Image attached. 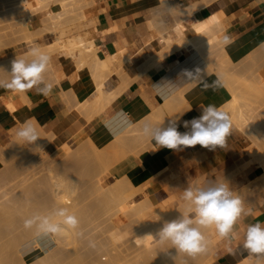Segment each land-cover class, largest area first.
Returning <instances> with one entry per match:
<instances>
[{"label":"rangeland","instance_id":"obj_1","mask_svg":"<svg viewBox=\"0 0 264 264\" xmlns=\"http://www.w3.org/2000/svg\"><path fill=\"white\" fill-rule=\"evenodd\" d=\"M58 1L59 0H0V79L4 80L5 76H7V80L10 79V76L7 74V72L11 71V62L16 57H26L28 59H31V57L29 56V52L33 47H39L40 50L45 53L46 51L45 49L43 51L42 47H44L45 44L53 40V35L46 34V33H39V32L23 33L25 31L20 32L19 30L21 29H19V26H18L19 25L18 19H20L19 18L20 14L28 12V11L34 12V14H37V15H33V13H31L29 14L30 15L29 19L30 21H32L34 25L39 26L40 19L44 15H47L49 13H54L55 12L54 10L58 12L57 9L59 8L56 9V5ZM81 1L82 2L84 1V2L82 3ZM78 2L80 4L82 3L81 6L83 8L81 7V9H77L75 13L73 12L75 15H72L74 16L73 18L71 17L72 20L70 19L69 14H63V17H61L62 20L63 18H65V16L66 17L69 16L68 18L70 20L68 18L67 19L69 21L65 19L67 23L64 20L65 24L57 28V36L61 38L63 41H67L69 38L68 43L69 41H73V40L74 42H76L78 37L81 38V40L79 38V41L85 42L86 38H87V41L89 40L92 41L93 37L97 36V33L94 32L95 22L93 19L88 18V15L86 14V9L91 4H93V1L78 0ZM61 10L62 9H60L59 11ZM63 10L61 12H63ZM147 12L149 16L151 17L149 10ZM160 19L162 20L165 26L168 27L170 25V22L166 20L168 19V14L166 12L165 13L162 12L160 16H158L156 19L154 20L152 19V23L153 24L155 23L153 26L155 28L156 38L148 40L146 36L145 41L147 42L148 45H151L152 43H156L155 46L156 47L158 46V47L157 48L155 47L156 51L154 52H150V53L145 52L142 54L141 59L144 61L143 65L145 64L150 65L154 62H156V65L161 64L165 56L175 52V51H171L174 48L173 41L172 43H170L171 41L169 43L166 41L163 42V39H162L163 34L160 32L162 28L161 24L163 23H160L159 21ZM149 22L150 21L148 20L147 21L148 26L150 25ZM83 35L85 36V38H83L84 37ZM74 37H77V38H74ZM94 47H95L94 49L95 51L98 50L96 49L97 48L96 45ZM59 56H60V52H54L53 54L50 55L51 57L50 63L52 65L53 72L55 70V66H56L55 64H57ZM230 59L231 60L229 62L227 61L228 63L224 61V63H226L225 64L226 67L222 66L224 67L223 69L225 68L228 69V71L223 70V69L222 71L223 72L227 71L225 75L227 77L228 76L230 77V78L229 77L227 78L228 80L230 79L229 83L226 82L227 79H226V76L223 75L224 73L221 74V71H220V74H221L220 75L218 72V74L222 78L223 76L225 77V81L223 82H224V86L227 88L229 92L230 97L234 94L235 95L234 98L238 97V99H236L238 101V102L236 101L237 103H240L241 105L247 103V105L250 104L252 108H256V110L259 109L262 111L264 109V106H263L264 104H262L263 107L259 108V106H261L260 103L264 102V44H262L257 50H254L253 52L241 57L240 59H233L231 57ZM88 65H85V67L86 66L88 67ZM125 70L128 71L127 68ZM90 73L94 76L92 78V84H93L95 82H98L100 79H104L107 81L108 75L111 74L112 72L110 70L107 71L103 69H100V70L96 69V70L90 71ZM49 74H51L52 76L51 67L49 69L47 67V70L44 74L45 81L50 83V79L52 78H50ZM116 74L120 76V71L116 72ZM219 75H217L218 78H220ZM120 78L125 81L127 80L126 78H123V77H120ZM212 81L209 85L212 84ZM225 83H227L226 85L229 87H227ZM103 84H105L104 81L102 85ZM101 87L102 86H100V88ZM200 87L202 88V86ZM120 88H121V85L118 89L110 90V91L117 93L120 91ZM204 89L205 88H202L201 91L199 89V91L202 93ZM230 90L232 91V94H230L231 93ZM238 91L241 92V95L240 93L237 94ZM91 95L94 96V93H92ZM238 95L241 96V98ZM74 108L78 113L85 114L87 115V117H91L97 112H100L102 110L101 109L102 106L100 105V103L94 102L93 100L91 101L84 100L81 103L77 104ZM227 109L229 108L227 107ZM227 111L228 110H226V113H228L230 116V112L229 111L227 112ZM154 117L156 116L155 115L152 116L151 120H149V122H146L144 124H142V122L134 126L131 124H128L129 125L128 127L131 129V131L125 132V130L123 129V131H121L120 134L116 136L114 141L108 144L109 148L107 147V145L106 147L101 148L102 146L99 143V146H96L95 148V149L98 148L96 151L95 149H93L94 151H92V147L90 149L91 151L89 149L87 150L86 148H84L83 150L84 154L80 152L82 151L80 150V148L83 149L81 144L84 141L87 142L88 137L82 132L80 128L75 130L72 134H70L69 137H72L70 138V140H66L67 138L64 136L62 137V139H58V141L56 140L54 142L53 135H49V137L51 136L50 137L51 139L49 138L48 143H46L45 145L46 147L40 154H38L39 152L37 151L36 143L31 144L29 146H21L20 144H18L16 132L10 130L9 131L10 138L8 137L6 139V141L9 142V145H8L9 147L7 145L6 146L3 145L0 147V209H1L0 216L2 217V218L0 217V219L2 220L1 221L2 224L5 223L3 224L4 228L3 226H1L3 230H1L2 234L0 233L1 234L0 236H3L4 238L2 239L0 237V264H50V263L51 264H76V263L77 264H100V263L107 264L108 260L110 264L111 262H113V257L116 255L119 256L120 255L119 253H121L122 258L123 257H126V258H124L121 261V259H115V258H121V256L119 257L116 256L114 258V261L115 262L117 260L121 261L120 263L117 261L116 262L117 264L118 263L119 264H122V263L150 264L151 259H152V262L154 261V259L156 261V258H155L156 248L154 247H158L157 245H160V244H155L156 242H158L157 241L158 238L157 237L155 238L156 235L154 237H150V239H140V241H136V238L141 236L142 233L145 232L146 228H149L151 227V225H153L151 224V223H154L152 222V218L156 219L157 216L158 217L161 216L162 218H164L165 214L167 215L169 214L167 213V211L165 212L166 209L168 210V212L170 211V214H171L172 209L179 207L180 203H185V202H181L175 197L174 199L175 201L172 202L173 206H166L164 204H160L159 200L158 201L156 200L155 206L159 205L158 206L159 208L160 206L161 208L163 207L165 209V210L163 209L164 212L158 209L155 210L156 208L154 206L150 209H145V211L143 212L137 213L136 211H138V208L141 204V203L139 204L138 202L143 201V198L147 196L148 198L153 197L152 195L150 196L145 190L147 184H144L139 187H135L133 184H131L132 188H128L131 186L127 187V185H130V180L127 176H125L126 177L125 178L124 174L122 173L115 175L110 172L111 167H113L117 162H119L128 153L137 154L138 152H140L146 147V144L148 146H151L153 149L156 148L155 144L151 145L149 143L150 137L142 133V128L145 126V124L152 125V126L161 125V127L164 128L166 126L165 123H167L168 120L166 117L165 118L166 122H164V117H160L159 119L158 117L157 119ZM231 125H232L231 132L238 134L239 139H240V145H241V150L237 154V159H236L237 164L234 165V170L232 174V175H236V174H239L238 172L243 170L242 167H244L245 163H247V161L251 159V156L248 154V150L249 148L251 149L252 142L249 139H247L243 134H241L233 124ZM20 127L21 126H19V128ZM76 131H78V134H75ZM123 137L127 140L128 138H131L132 140L135 141L133 144H131L132 145L131 146L132 148L130 147L131 149L127 147L121 150L117 147L118 146L116 145L117 141H119L120 139L122 140ZM53 142L55 145L52 144ZM114 145L117 147V149L116 147H114ZM88 151L91 153H89ZM92 152L94 153L97 152V153L92 154ZM94 155L96 156L97 159L93 158L95 157ZM97 155H100V157ZM26 156L27 158H25ZM98 158H101V160ZM49 162L53 166L52 167L50 165L52 168L51 173L49 170H46ZM101 162H103V164ZM43 164H46L47 167H45V165L43 166ZM252 165H257V164L253 163ZM53 173L57 177H59L60 175L63 176L62 179L65 178L66 182L73 184L72 186L74 188V191L73 192L71 191L70 192L71 194L69 193V195L63 201L62 200L60 201L63 203L54 204L55 203L54 197L50 195L51 194L50 184L52 181L51 177L52 175L54 176ZM122 176L123 178H125L124 179L126 180L125 182L122 181L123 180ZM262 178H263V175L262 173H260L254 180L248 181L247 184L241 185L239 188L237 187L233 189L232 191L236 194H239V197L242 198L243 203L246 200L248 201L247 197L250 195L251 196L253 195L252 197H256V198L257 196L258 197L262 195L264 196V187L262 185V181H263ZM119 179L120 180L122 179L121 180L122 184L118 183L117 180ZM72 181L75 183V185ZM116 183H118L119 185H123V186L126 184L127 185L125 187L120 186V188H117L119 187L118 185L117 187L114 188V185ZM198 183L200 184L199 180H198ZM112 185L114 189L112 188ZM125 188H126V191H125ZM135 190H136V195H134ZM244 191H246L245 194H244ZM118 194H119V197L121 196V198L117 197ZM124 195L126 197H124ZM51 198H53V200ZM123 198H125V201ZM136 198H138L139 201L136 200ZM245 198L246 200H244ZM131 199H133L132 204L130 203ZM128 200L130 201L127 203ZM51 202L54 205H56L57 208H60V207H64L67 209L69 208L71 209L69 210L70 212L73 210L72 213L76 214V217L79 220V225L76 229H74L73 231L74 234H72L75 237L73 238L70 237L69 239L65 241H61L62 244L61 242H57L55 238L52 237L53 236L52 234L45 235L42 233H38L35 226L32 229H30L31 233L30 232L28 233L27 232L28 229H25L24 227V220L27 219L28 217L30 218L36 214L43 215L46 211L50 213L52 212L53 208L56 209V206L52 207ZM45 204H46V207H45ZM47 204L51 205L50 207H52V209L49 206H47ZM126 204L128 205L126 206ZM47 207L51 211H48ZM2 209H4L5 211H3ZM161 212L163 213L164 216H162ZM46 213L44 215H46ZM134 217H136V219L139 218L138 220L140 221L136 220ZM119 221H120V224H122L121 226L119 224ZM8 222L10 225L8 224ZM124 223H126L125 224L126 226L129 225L128 227H130V225L133 227L132 229L128 228L129 235L127 233V236L125 234V231L126 232L128 231L126 230L127 227L123 226ZM12 225L14 229L12 228ZM10 226H11V229H10ZM6 227L7 228L9 227V228L7 229ZM122 227L126 229L124 230ZM113 228L117 234L119 232V235L122 236L121 239L126 237L123 242H120L123 239L117 242L118 246L116 243H114L109 238L108 231ZM212 229L213 231H211V229H203L202 231L204 232L206 240H210L209 239V236H210V238H213L215 242V239H216L215 232H214L215 229L214 227ZM26 232L30 234V236H28V234L26 235L25 234ZM77 232L82 233V234L77 235ZM7 233L8 235H6ZM132 236L135 239H132ZM135 236H138V237H135ZM10 237L11 239H9ZM108 238L110 240H108ZM1 240L3 241L5 240V241L2 242ZM131 240L132 241L134 240L135 242L133 243ZM142 240L143 242H141ZM148 240L152 242L148 243L147 242ZM110 241H112L113 244ZM136 242H139V245ZM11 243L12 244L15 243V245H13L12 247ZM127 243H129L130 245ZM92 244H94L95 246L94 247L91 246ZM149 244L151 245V247L149 246ZM153 244L155 245L153 246ZM8 245L10 246L8 247ZM36 245L38 246L39 249H36L35 247ZM140 245L144 249H146V247L151 248V249L149 250L146 249L147 252L144 253V251L146 250H144ZM136 248H139V249L136 250ZM167 248H171V245L170 246L168 245ZM171 250L172 248L170 250H167L166 257H169V258L172 257V259L175 258V260H177L176 258L180 256L181 254H177L178 252L174 249L173 252L176 251V253L174 252V254L178 256L176 257L175 255H173L174 256L173 257L170 254L172 252ZM108 251L109 252L111 251L110 257H109ZM180 253H182V255L185 254L183 252H180ZM112 254L113 255L116 254V255L113 256ZM138 254L141 257H139ZM148 254L149 256L152 254L151 255L152 257L151 256L149 257ZM142 255H146V257H143ZM211 256L213 259L210 261V263L213 264L216 261L214 243L212 246L211 253L207 254V257H211ZM244 258L250 261L251 264H254V263L258 264L257 261H259L260 264H264L263 261L261 262L262 258L259 259V257H256V256L246 255L244 256ZM125 259L126 260L128 259V260L126 261ZM147 259L150 261L148 262ZM184 261L185 260H182L183 264L188 263V262L184 263ZM239 261L240 260L236 261V263H238ZM153 264H157V262L155 263L153 262ZM177 264H181V263L179 262Z\"/></svg>","mask_w":264,"mask_h":264},{"label":"crops","instance_id":"obj_2","mask_svg":"<svg viewBox=\"0 0 264 264\" xmlns=\"http://www.w3.org/2000/svg\"><path fill=\"white\" fill-rule=\"evenodd\" d=\"M87 1H93L86 9V14L88 18L94 20V32L97 33L92 42L100 52H104L108 68L112 72L107 77L106 89L116 90L121 85L118 97L91 117L78 113L74 108L77 104L93 99L91 94L94 76L88 71L87 66L77 70L76 64L68 58L66 52L59 51L60 56L54 72L49 63L52 73V76L49 74L52 78L50 83L53 84L49 95L37 94L35 90L27 91L24 92L28 100L25 103L19 93L0 88V147L6 143L10 130L16 132L19 124L31 117L46 134L53 135L54 142L64 136L66 140H70L72 138L69 137L70 134L80 128L87 137H95L101 146H106L123 131L124 123L128 122L134 126L141 122L142 124L149 122L164 98L189 81L185 73L203 67V63L196 55L182 49L165 56L159 66L144 70L142 54L154 52L158 47L155 46L156 43L148 45L145 41V37H148L151 31L147 25V19L150 17L147 2ZM196 1L198 0H179L178 3L187 5ZM207 3L195 12L193 19L203 20L211 13L222 12L226 36L230 40L224 49L229 57L240 59L264 43V0H207ZM195 32L196 30L192 32L188 30L187 35ZM124 68L128 69L127 78L131 79L130 81L122 80L116 74ZM229 99L230 95L225 86L217 90H212L211 87L209 90L208 87L201 95H191L188 98L190 107L175 118L177 130L181 133L190 131V128L184 127V121L200 117L203 106L211 104L220 108ZM8 100L15 107L13 111L6 107ZM120 116L126 119L123 124L118 122ZM168 125L167 123L164 128ZM75 134H78V131ZM125 140L120 144L124 145L117 146L119 149L130 147L135 142L131 138L126 142ZM149 143L155 144L156 148L153 149L146 144V147L137 154L128 153L111 167L110 172L115 175L121 173L126 175L135 187L147 184L145 190L153 196L154 202L159 200L160 204L166 206H173L175 197L184 202L183 190L189 184H195L196 180H201L200 184L224 181L233 190L254 180L262 172L259 166L250 165L238 172L239 174L232 175L234 165L237 164V154L241 150L239 136L234 132L226 138L224 147L205 148L197 144L173 150L158 147L151 138ZM247 199L243 206L251 214L241 217L235 226L236 235L231 240L220 238L214 231L216 261H213V264H236V261L244 256H249L242 244H239L242 243L249 224L264 223V196L252 199L249 196ZM181 204L185 203H180V206ZM209 239L212 238L209 236Z\"/></svg>","mask_w":264,"mask_h":264},{"label":"bare ground","instance_id":"obj_3","mask_svg":"<svg viewBox=\"0 0 264 264\" xmlns=\"http://www.w3.org/2000/svg\"><path fill=\"white\" fill-rule=\"evenodd\" d=\"M178 1L179 0H143V2H147V5H149L150 7H149V13L151 14V17H149L147 20H149L150 22V25H149V28H150V35L147 37L148 38V40L149 39H153V38H156L155 37V28H154V24L152 23V19L154 20V19H156L158 16H160V14L162 13V12H166L167 14H168V19H167V21H169L170 22V25L167 27V26H165L164 25V23L162 22V20L160 19L159 21H160V23H163V24H161V30H160V32L163 34V42H170V43H172V41H173V46H174V48H173V50H171V51H176V50H182V49H186V50H188L189 52H191L193 55H196L198 58H199V60L203 63V67L200 69L201 71H200V75H201V77L203 78V79H195V80H189L188 82H186V84H184L183 86L181 85V87H179V88H176L175 90H173L172 91V93L170 94V95H168L165 99H164V101H163V103L158 107V109H157V112H156V114H154L156 117H154V118H156L157 119V117H158V119L160 118V117H164V122H166V120H165V118L167 117V120H168V124H169V121L170 120H173V119H175V118H177V117H179V116H181V114L184 112V111H186L189 107H190V105L188 104V98L189 97H191V95H193V94H199V95H201V90H202V88H205V84H210L211 83V81L212 80H214V79H216L217 80V78H218V76L217 75H219L220 74V71H221V74L222 73H224L223 75H225V73L228 71V69H223L224 67H226V63H224V61L225 62H229L231 59H230V57H229V55L226 53V51H225V49H224V45H225V43L223 42V37L226 35V27H225V25H224V22H223V15H222V12L221 13H211V14H209V16H207L205 19H203V20H196V19H193V16H194V14H195V12L197 11V10H199L200 8H203L206 4H208L207 3V0H198V1H196V2H194V3H191V4H187V5H181V4H179L178 3ZM181 1V0H180ZM59 2V3H58ZM57 2V5H56V9L57 8H59V9H57L58 10V12L56 11V10H54L55 12L54 13H49V14H47V12H46V14L47 15H44L41 19H40V24H39V26L38 25H34L33 23H32V21H30V19H29V14H31V13H33V15H37V14H34V12H32V11H28V12H25V13H21L20 14V19H18V23H19V29H21V30H19L20 32H23V31H25V32H23V33H29V32H39V33H46V34H50V35H53V40L52 41H50L49 43H47V44H45L44 45V47H42V49H43V51H44V49H45V53H47L48 55H51V54H53L54 52H59V51H65L66 52V54H67V56H68V58L73 62V63H75L76 65L75 66H77V70H79V69H82V68H84L85 67V65H88V68H90L88 71L90 72V71H93V70H96V69H103V70H107V71H109V68H108V63H107V61H106V59H105V54H104V52L102 51V52H100L99 51V49L98 50H94L95 49V45H94V43L91 41V40H89V41H87V38H86V41L85 42H83V41H79V38L80 37H78V41L76 40V42H74V40L73 41H69V43H68V40H69V38H68V40L67 41H63L61 38H59L58 36H57V28L58 27H60L61 25H64L65 24V22H64V20L66 19V20H68L69 18V16H70V19H71V17L73 18L74 16H72V15H75L74 13L76 12V10L77 9H81V4L84 2H82L81 4L78 2V0H59ZM210 2V1H209ZM157 4H159V5H157ZM84 6V5H83ZM152 6H154V7H152ZM55 7V6H54ZM61 7V8H60ZM63 7V8H62ZM83 8V7H82ZM60 9H64L63 10V12H61V11H59ZM74 12V13H73ZM63 14H69V16L68 17H66L65 16V18H63V20H62V18L61 17H63ZM139 14V13H138ZM68 18V19H67ZM69 19V20H70ZM65 20V21H66ZM68 20V21H69ZM72 20V19H71ZM158 22V21H157ZM66 23H67V21H66ZM112 28H114V27H112ZM113 30H115V29H113ZM188 30H190L191 32L193 31V30H196V32L195 33H193V34H191V35H187V31ZM86 33V32H85ZM87 34V33H86ZM88 34H90V33H88ZM78 35V34H77ZM76 35V36H77ZM84 36V35H83ZM82 36V37H83ZM66 38V37H65ZM74 38H77V37H74ZM73 38V39H74ZM83 38H85V36L83 37ZM91 38V37H90ZM70 39H71V37H70ZM92 39V38H91ZM94 39V38H93ZM92 39V40H93ZM64 40H66V39H64ZM80 40H81V38H80ZM232 41V40H231ZM264 44V43H263ZM97 49V48H96ZM178 56V55H177ZM227 62V63H228ZM224 63V64H223ZM186 64V63H185ZM158 65H160V64H157L156 65V62H154V63H152V64H150V65H143L142 67L144 68V70H147V69H149V68H155V67H157ZM222 66H224V67H222ZM51 66H50V64L48 65V69L50 68ZM76 68V67H75ZM220 68H221V70H220ZM126 68H124V69H122V70H120V77H123V78H126L127 80H131V79H129V78H127V76H129V72L128 71H126L125 70ZM222 69L223 70H227V71H225V72H223L222 71ZM230 70V69H229ZM170 71V70H169ZM169 71H168V73H169ZM218 72H219V74H218ZM220 74V75H221ZM228 74H229V72H228ZM227 74V75H228ZM219 75V76H220ZM232 75V74H231ZM230 75V76H231ZM226 76V75H225ZM229 77V76H228ZM227 76H226V79L228 78ZM220 78L223 80V78H224V80L223 81H225V77L223 76V78L220 76ZM230 78V77H229ZM232 78V77H231ZM4 80H7V76H5L4 77ZM230 80V79H229ZM229 80L227 79V83H229ZM103 81L105 82V84H103L102 85V83H103ZM215 81V80H214ZM212 83H213V81H212ZM227 83H225V85L227 84ZM100 86H102L101 88H100ZM200 86H202V88L200 87ZM227 86V85H226ZM227 87H229V86H227ZM212 88V87H211ZM199 89H200V91H199ZM207 89V88H206ZM209 89H210V87H209ZM213 89V88H212ZM230 89V88H229ZM92 90H93V92L92 93H94V96H93V101L94 102H98V103H100V105L102 106V108L101 109H103V108H105L106 106H108L109 104H111L112 103V101L113 100H115L117 97H118V94H119V92H117V93H114L113 91H110V90H107L106 89V80H104V79H100L98 82H95V83H93L92 84ZM234 91V90H233ZM220 92V91H219ZM230 94H232V91L230 90ZM233 93H235V92H233ZM240 93V95H241V92L240 91H238V93L237 94H239ZM20 95H21V98H22V100H23V102H25V103H27L28 102V100L26 99V97H25V95H24V92L23 93H19ZM234 95V94H233ZM232 95V96H233ZM230 97V99L222 106V107H220L219 109L221 110V111H224V112H226V110H228L229 112H230V119H231V124H233L235 127H236V129L241 133V134H243L247 139H249L251 142H252V147H251V149L249 148V150H248V154L251 156V159H249L248 161H247V163H245V165H244V167H242L243 169L244 168H247L248 166H250V165H252L253 163H255V164H257V166H259L261 169H262V175H263V178H262V185H263V187H264V109L261 111V110H256V108H252L251 106H250V104H248L247 105V103L246 102H244V103H246V104H240V103H237L238 101L236 100V99H238V97H236V98H234L235 97V95L233 96V97ZM239 96V95H238ZM240 98H241V96H239ZM237 101V102H236ZM22 102V101H21ZM203 104V103H202ZM262 104H264V102H262V103H260V105L261 106H259V108L260 107H263L262 106ZM228 105V106H227ZM203 106V105H202ZM6 107L10 110V111H13L14 109H15V107H14V105H13V103L10 101V100H8L7 102H6ZM199 107V106H198ZM227 107L229 108V109H227ZM196 108V107H195ZM201 109V108H200ZM198 110V109H197ZM202 110V109H201ZM227 111V112H228ZM153 114V113H152ZM199 114V113H198ZM153 116V115H152ZM118 122H120V123H124L125 121H126V119H124L123 118V116H120V117H118ZM150 120H151V118H150ZM176 120V119H175ZM160 121V120H159ZM162 122H163V120H162ZM26 123H28V124H31V125H33L35 128H36V130H37V132H38V135H39V138L35 141V143H36V145H37V151L39 152L38 154H40L43 150H44V148L46 147L45 145H46V143H48V141H49V138L51 137H49V134H46V132L45 131H43V129L39 126V124H38V122L35 120V119H33L32 117H31V119L29 118V120H26V122H22V123H20L19 124V126H23L24 124H26ZM167 123H165V125L167 124ZM129 123L128 122H126V123H124V130H125V132H129V131H131V129L128 127L129 125H128ZM2 125V124H1ZM3 126V125H2ZM51 133V132H50ZM9 138H10V136H8ZM126 138H127V136H126ZM51 139V138H50ZM88 139V141L87 142H83L82 144H81V146H82V148L83 149H81L79 146V148H80V150H82V151H80V152H82L83 153V150H84V148H86L87 150L89 149H91V147H92V151H94L93 149H95L96 148V146H99V141L95 138V137H88L87 138ZM129 139V138H128ZM121 140V139H120ZM117 141V144L116 145H119V147H121L122 145H124V144H122V145H120L122 142H124V141H122V140H125V138L123 137V139L121 140V141ZM127 141V139L125 140V142ZM131 141V140H130ZM139 141V140H138ZM102 142V141H101ZM120 142V143H119ZM128 143V142H127ZM115 144V143H114ZM126 144V143H125ZM129 144H131V143H129ZM133 144V143H132ZM8 146L9 145V142L8 141H6V143L4 144V146ZM132 146V145H131ZM130 146V147H131ZM9 147V146H8ZM90 147V148H89ZM103 147H106V146H102L101 148H103ZM107 147L109 148V146L107 145ZM114 147H116L115 145H114ZM118 147V148H119ZM127 147V146H126ZM129 147V149H131ZM8 149H10V148H8ZM36 149V148H35ZM98 149V148H97ZM97 149H95V151L97 150ZM114 149V148H113ZM116 149H117V147H116ZM124 149H125V147H124ZM103 150V149H102ZM121 150H123V148L121 149ZM11 151V150H10ZM91 151V150H90ZM119 151V150H118ZM89 152V151H88ZM35 153V152H34ZM89 153H91V152H89ZM88 153V154H89ZM94 152H92V154H93ZM97 152H95L94 154H96ZM98 153H99V151H98ZM84 154V153H83ZM87 155V154H86ZM100 155H101V153H100ZM100 155H97V156H99L100 157ZM73 156V155H72ZM92 156V155H91ZM90 156V157H91ZM95 156V155H94ZM29 157V156H28ZM69 157H71V156H69ZM88 157V156H87ZM86 157V158H87ZM25 158H27V156L25 157ZM93 158H96V156L95 157H93ZM102 158V157H101ZM101 158H98V159H100L101 160ZM84 159V158H83ZM97 159V158H96ZM92 160V159H91ZM93 161V160H92ZM96 161V160H95ZM98 162H100V161H98ZM102 164H103V162H101ZM46 164H48V163H46ZM46 164H43V166L45 165V167H47L46 168V170H49L50 171V173H51V164H50V162H49V164L46 166ZM51 165V166H50ZM101 165V164H100ZM53 167V166H52ZM69 168V167H68ZM65 169V168H64ZM61 170V169H60ZM59 172V171H58ZM54 174V173H53ZM57 174V173H56ZM60 175V174H59ZM54 176H55V174H54ZM53 175H52V177H51V175H50V177H51V179H52V181H51V187H50V195H52V197H54V201H55V203L54 204H56V203H63V202H60L61 200L63 201L68 195H69V193L72 191H74V188H73V184H70V183H68V182H66L65 181V178H63L62 179V177L63 176H61V178H60V176L59 177H57V176H55L54 177ZM85 176H87V175H85ZM126 175H124V177H125ZM203 177V176H202ZM229 177V176H228ZM89 178V177H88ZM122 178H123V176H122ZM126 178V177H125ZM125 178H123V180L122 181H126V180H124ZM204 178V177H203ZM120 179L119 180H117L118 181V183L120 184L122 181H121ZM71 181V180H70ZM127 181H128V179H127ZM201 181V180H200ZM73 182V181H72ZM71 182V183H72ZM123 182V183H124ZM224 182V181H223ZM222 182V183H223ZM74 183V182H73ZM115 183V182H114ZM118 183H116L115 185H114V188L115 187H117L119 184ZM198 183V181L196 180L195 181V184H197ZM122 184V183H121ZM194 184V183H193ZM74 185H75V183H74ZM113 185H112V188H113ZM127 185V184H126ZM126 185H119V187H117V188H120V186H122V187H125ZM128 186H131V187H128ZM127 187L128 188H132V185H131V183H130V185H127ZM76 188V187H75ZM113 188V189H114ZM247 188V187H246ZM123 189V188H122ZM121 189V190H122ZM135 189V188H134ZM134 189H132V190H134ZM109 190V189H108ZM111 190V189H110ZM140 190V189H139ZM247 190V189H246ZM125 191H126V188H125ZM241 191V190H240ZM135 192V194L134 195H136V190L134 191ZM139 192V191H138ZM245 192L246 191H244V194H245ZM120 193V192H119ZM123 193V192H122ZM71 194V193H70ZM126 194V193H125ZM142 194V193H141ZM236 194V193H235ZM243 194V193H242ZM250 194V193H249ZM106 195V194H105ZM122 195V194H121ZM237 196H239V194H236ZM141 196V195H140ZM146 196V195H145ZM253 196V195H252ZM252 196L250 195V197H251V199H252ZM255 196V195H254ZM117 197H119V194H118V196ZM124 197H126L125 195H124ZM244 197V196H243ZM249 197V196H248ZM119 198H121V196L119 197ZM146 198H148V196L147 197H145V198H143V201H139L138 200V198H136V200H138L139 202V204H140V206H139V208H138V211H136L137 213H139V212H143V211H145V209H150V208H152V207H154L155 206V202H154V200L152 199V198H148V199H146ZM52 200H53V198H51ZM50 199V200H51ZM124 199V201H125V198H123ZM122 199V200H123ZM145 199V200H144ZM241 200H242V198H240ZM49 200V201H50ZM119 200V199H118ZM134 200H135V198H134ZM153 200V201H152ZM244 200H246V198L244 199ZM48 201V202H49ZM130 200H128L127 201V203L129 202ZM132 201H133V199H131V201H130V203L132 204ZM247 201V200H246ZM72 202V201H71ZM243 202V201H242ZM52 203V202H51ZM126 203V202H125ZM129 203V204H130ZM248 203V202H247ZM50 204V203H49ZM53 203L51 204L52 205V207H55L56 205H54ZM70 204V203H69ZM73 204V203H72ZM138 204V205H139ZM184 204V203H183ZM51 205H48L47 204V206H51ZM54 205V206H53ZM64 205V204H63ZM66 205V204H65ZM77 205V204H76ZM128 204H126V206H127ZM137 205V206H138ZM185 205V204H184ZM184 205H182L181 204V206H183V208L179 205V207H176V208H174V209H172V211H171V214H170V211L168 212V210L166 209H164L163 207L161 208V206H160V208L156 205L155 206V210H160V211H162V212H164V210H165V212L167 211V213H169L168 215L167 214H165V216L163 215V213L161 212V214H162V216H164V218H162L161 216L160 217H158L157 216V218L155 219V218H152V222H154V223H151V224H153V225H151V227H149V228H146L145 229V232L144 233H142V235L141 236H135V237H138V238H136V241H140V239H150V237H154L155 235V238L157 237L158 238V232H159V230L162 228V226H163V224L165 223V222H169V221H172V220H174V219H177L180 215H181V212H183V211H185V206ZM43 206V205H42ZM67 206V205H66ZM45 207H46V204H45ZM52 207H50L51 209H52ZM68 207V206H67ZM73 207H74V205H73ZM37 208V207H36ZM48 208V207H47ZM46 208V209H47ZM71 208V207H70ZM56 209H57V206H56ZM136 209V208H135ZM164 209V210H163ZM1 210V209H0ZM3 211H5L4 209H2ZM45 210V209H44ZM48 211H51L49 208L47 209ZM53 210H54V208H53ZM68 210H71V209H69L68 208ZM126 210V209H125ZM134 210V209H133ZM152 210V209H151ZM150 210V211H151ZM34 211V210H33ZM38 211V210H37ZM119 211V210H118ZM148 211V210H147ZM2 212V211H1ZM45 212V211H44ZM47 212V211H46ZM45 212V213H46ZM70 212V211H69ZM73 212V210L70 212V213H72ZM76 212V211H75ZM74 212V213H75ZM134 212V211H133ZM9 213V212H8ZM34 213V212H33ZM44 213V214H45ZM51 213V212H50ZM3 214V213H2ZM6 214V213H5ZM12 214V213H11ZM15 214V213H14ZM19 214H20V212H19ZM43 214V215H44ZM49 214V212H47L46 213V215H48ZM116 214V213H115ZM124 214V213H123ZM160 214V213H159ZM160 214V215H161ZM1 215V214H0ZM76 215V214H75ZM21 216V215H20ZM114 216V215H113ZM1 217V216H0ZM15 217V216H14ZM2 218V217H1ZM5 218V217H4ZM20 218V217H19ZM29 218V217H28ZM111 218V217H110ZM135 219H136V217H134ZM11 219V218H10ZM56 219H58V218H56ZM139 219V218H138ZM138 219H136V220H138ZM24 220V219H23ZM2 220L0 219V233H1V230H3L2 229V227L1 226H3V228H4V225L3 224H5V223H3L2 224V222H1ZM20 221V220H19ZM138 221H140V220H138ZM4 222V221H3ZM12 222V221H11ZM14 222V221H13ZM103 222V221H102ZM8 224H9V222H8ZM20 224V223H19ZM119 224H120V221H119ZM126 223H124V227H127V231H128V228L129 229H132L133 227L130 225V227H128L129 225H128V223H127V225L128 226H126L125 225ZM136 224V223H135ZM7 225V224H6ZM10 225V224H9ZM8 225V226H9ZM15 225V224H14ZM122 224H120V226H121ZM136 226V225H135ZM150 226V225H149ZM146 227V226H145ZM7 228V227H6ZM5 228V229H6ZM9 228V227H8ZM7 228V229H8ZM12 228H13V225H12ZM123 228V227H122ZM6 229V230H7ZM10 229H11V226H10ZM14 229V228H13ZM17 229V228H16ZM22 229V228H21ZM24 229V228H23ZM124 229V228H123ZM124 229V230H125ZM6 230H4V231H6ZM4 231H3V233H4ZM19 231V230H18ZM31 230L30 229H28L27 230V232L29 233ZM73 229H65L64 231H62L61 233H58V234H52L53 236V238H55V240L57 241V242H61V241H65V240H67V239H69L70 237H75V236H73L72 234H74L73 233ZM10 232V231H9ZM13 232V231H12ZM11 232V233H12ZM25 233L26 235L28 234V233ZM109 232V238L114 242V243H116L117 244V242L118 241H120V240H122V241H120V242H123L124 241V239L126 238H122L121 239V235H119V232H118V234L116 233V231L114 230V228L113 229H111V230H109L108 231ZM31 233V232H30ZM121 233V232H120ZM127 233H128V235H129V231L128 232H126L125 231V234H126V236H127ZM2 234V233H1ZM0 234V235H1ZM24 234V235H25ZM124 234V235H125ZM6 235H8V233L6 234ZM133 235V234H132ZM13 236H14V234H13ZM28 236H30V234H28ZM27 236V237H28ZM107 236V235H106ZM2 239H4L3 238V236H0ZM7 237V236H6ZM21 238V237H20ZM71 238V239H72ZM108 238V240H110ZM6 239V238H5ZM9 239H11V237L9 238ZM16 239V238H15ZM131 239V238H130ZM132 239H135L133 236H132ZM129 240V239H128ZM153 240V239H152ZM2 242H4L3 240H1ZM8 241V240H7ZM6 241V242H7ZM10 241V240H9ZM13 241V240H12ZM16 241V240H15ZM112 241H110L111 243H112ZM132 241V240H131ZM158 241V240H157ZM1 242V243H2ZM5 242V243H6ZM19 242V241H18ZM74 242V241H73ZM133 243L135 242L134 240L132 241ZM141 242H143V240L141 241ZM148 243L149 242H152V241H150V240H148L147 241ZM146 242V243H147ZM159 242V241H158ZM158 242H156L155 244H160V245H157L158 247H154V248H156V261H155V259H154V263L155 262H157V264H177V263H181V264H183L182 263V260H185L184 261V263L185 262H188L187 264H211L210 263V261L213 259L212 258V256L211 257H207V254L208 253H211V251H212V246H213V243H214V239L212 238V239H210V240H207V251L206 252H204V253H201V254H197V255H195V256H188V255H185V254H183L182 255V253H177V254H181L180 256H176V254H174V252L176 253V251H174L173 252V248H172V252L170 253L172 256L173 255H175L177 258V260H175V258L174 259H172V257L171 258H169V257H166V253H167V250H170L171 248H167L168 247V245L170 246L171 244H169V243H165V244H161V243H158ZM20 243V242H19ZM136 243H138V245H139V242H136ZM135 243V244H136ZM217 243V242H216ZM4 244V243H3ZM10 244V243H9ZM12 244V243H11ZM58 244H60V243H58ZM61 244H62V242H61ZM113 244V243H112ZM127 244H129V243H127ZM145 244V243H144ZM155 244H153V246L155 245ZM220 244V243H219ZM13 245H15V243H13L11 246L13 247ZM63 245H64V243H63ZM126 245V244H125ZM130 245V244H129ZM6 246H7V244H6ZM10 245H8V247H9ZM115 246V245H114ZM117 246H118V244H117ZM121 246V245H120ZM141 246V245H140ZM142 246H143V244H142ZM141 246V247H142ZM149 246L151 247V245L149 244ZM148 246V247H149ZM11 247V248H12ZM36 247V249H39L38 248V246L36 245L35 246ZM41 247V246H40ZM10 248V249H11ZM16 248H18V247H16ZM143 248V247H142ZM131 249V248H130ZM137 249H139V248H136V250ZM144 249V248H143ZM146 249H151V248H147L146 247ZM146 249H144V250H146ZM153 249V248H152ZM155 250V249H154ZM116 251V250H115ZM109 252V251H108ZM107 252V253H108ZM111 252V251H110ZM108 253L109 254V257H110V254L111 253ZM145 252H147V250L146 251H144V253ZM150 252V251H149ZM170 252V251H169ZM169 252H168V254H169ZM105 253V252H104ZM173 253V254H172ZM120 255L119 256H121V258H115L117 255L116 254H114V255H116V256H114L113 254V262H111L110 264H115L116 262L114 261V258L115 259H121V261L124 259V258H126V257H123L122 258V255H121V253H119ZM112 255H111V257H112ZM152 255V254H151ZM150 255V256H151ZM153 255H155V254H153ZM185 255V256H184ZM2 256V255H1ZM119 256H117V257H119ZM127 256V255H126ZM138 256H139V254H138ZM143 257H146V255H142ZM148 256H149V254H148ZM147 256V257H148ZM149 256V257H150ZM183 256V257H182ZM139 257H141V256H139ZM138 257V258H139ZM152 257V256H151ZM174 257V256H173ZM180 257V258H179ZM21 258V257H20ZM104 258V257H103ZM181 258H183V259H181ZM185 258V259H184ZM261 257H259V259H260ZM58 259V258H57ZM102 259V258H101ZM149 259V258H148ZM147 259V260H148ZM180 259H181V261H180ZM257 259V258H256ZM255 259V260H256ZM126 260V259H125ZM128 260V259H127ZM126 260V261H127ZM258 260V259H257ZM75 261V260H74ZM73 261V262H74ZM121 261H118L119 263L121 262ZM150 260H148V262H149ZM178 261V262H177ZM254 261V260H253ZM264 262V258H262V260H261V262ZM72 262V263H73ZM152 264H153V262H152V259H151V261H150ZM258 262V264H260L259 263V261H257ZM76 263V262H75ZM107 263V262H106ZM118 263V264H119ZM150 263V264H151ZM51 264V263H50ZM77 264V263H76ZM100 264H102V263H100ZM107 264H109V260H108V263ZM117 264V263H116ZM122 264H125V263H122ZM186 264V263H185ZM236 264H251V262L250 261H248L246 258H241V260L238 262V263H236ZM255 264V263H254Z\"/></svg>","mask_w":264,"mask_h":264},{"label":"clouds","instance_id":"obj_4","mask_svg":"<svg viewBox=\"0 0 264 264\" xmlns=\"http://www.w3.org/2000/svg\"><path fill=\"white\" fill-rule=\"evenodd\" d=\"M223 42H230L228 36ZM29 56L16 57L11 62V71L7 72L9 80L0 79V88L23 93L35 90L37 94L47 96L53 89V84L46 82L44 74L51 57L42 52L39 47H33ZM200 69L186 72L189 80L203 79ZM6 72V71H5ZM43 85V86H41ZM224 86L221 78L213 81L212 85L205 84V88L213 90ZM184 127L190 131L181 133L177 130L176 120H170L166 128L145 125L142 133L156 142L158 147L181 149L197 144L205 148L215 146L224 147L226 138L231 134V119L228 113L221 111L215 105L202 107V115L190 121H184ZM18 144L29 146L39 138L36 128L31 124H24L16 131ZM185 211L172 221L165 222L158 232L161 244L170 243L177 252L195 256L207 251V240L203 229H215L222 239L231 240L236 235L235 226L242 216L250 215L243 202L231 189L227 182H208L206 184H189L182 194ZM58 218V219H56ZM79 220L67 208L60 207L52 210L48 215L36 214L24 220L25 229L36 227L38 233L45 235L58 234L65 229H76ZM82 233L77 232V235ZM243 249L249 256L264 257V223L249 224L242 238ZM91 246H95L92 244ZM232 251V249H229Z\"/></svg>","mask_w":264,"mask_h":264}]
</instances>
